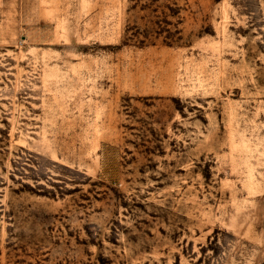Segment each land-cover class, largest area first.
Returning a JSON list of instances; mask_svg holds the SVG:
<instances>
[{"label": "rangeland", "instance_id": "rangeland-1", "mask_svg": "<svg viewBox=\"0 0 264 264\" xmlns=\"http://www.w3.org/2000/svg\"><path fill=\"white\" fill-rule=\"evenodd\" d=\"M0 264H264V0H0Z\"/></svg>", "mask_w": 264, "mask_h": 264}]
</instances>
